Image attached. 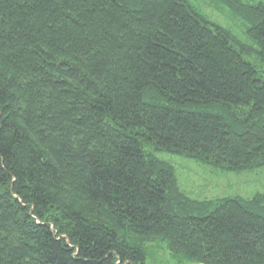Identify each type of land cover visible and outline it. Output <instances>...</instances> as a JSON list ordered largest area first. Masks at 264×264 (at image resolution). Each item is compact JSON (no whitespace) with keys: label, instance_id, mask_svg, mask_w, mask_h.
<instances>
[{"label":"trees","instance_id":"16d2710c","mask_svg":"<svg viewBox=\"0 0 264 264\" xmlns=\"http://www.w3.org/2000/svg\"><path fill=\"white\" fill-rule=\"evenodd\" d=\"M214 1L242 38L195 0H0V264H264V198L157 157L264 169V0Z\"/></svg>","mask_w":264,"mask_h":264},{"label":"rangeland","instance_id":"374dc122","mask_svg":"<svg viewBox=\"0 0 264 264\" xmlns=\"http://www.w3.org/2000/svg\"><path fill=\"white\" fill-rule=\"evenodd\" d=\"M195 1L198 4L195 5L200 6L205 15L243 37L239 22L227 13H220L215 9L220 8L219 3L214 0L211 3L208 0ZM157 157L175 167L181 192L193 201L212 202L234 197L252 200L257 196L264 198V169L231 172L205 162L185 160L164 153ZM157 244L151 249L152 255H149L146 264H176L164 245L161 247L160 243Z\"/></svg>","mask_w":264,"mask_h":264},{"label":"bare ground","instance_id":"6f19581e","mask_svg":"<svg viewBox=\"0 0 264 264\" xmlns=\"http://www.w3.org/2000/svg\"><path fill=\"white\" fill-rule=\"evenodd\" d=\"M186 160H187V159H186ZM190 161H194V160H190ZM196 162H201V161H196ZM212 166H214L215 168H218V169H223L222 167H219V166H215V165H212ZM222 199H224V198H222ZM222 199H221V200H222ZM217 201H219V200H217ZM257 201L261 202V201H262V198H258ZM200 202H201V201H200ZM212 202H215V201H212Z\"/></svg>","mask_w":264,"mask_h":264}]
</instances>
